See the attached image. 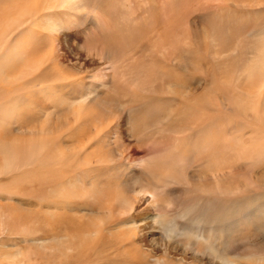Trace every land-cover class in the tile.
<instances>
[{"label": "rangeland", "instance_id": "rangeland-1", "mask_svg": "<svg viewBox=\"0 0 264 264\" xmlns=\"http://www.w3.org/2000/svg\"><path fill=\"white\" fill-rule=\"evenodd\" d=\"M17 1L22 15L31 14L35 4L39 7L19 37L13 34ZM82 1L85 8L74 10L57 0H0V53L6 58L0 59V264H150V258L136 259L138 252L130 247L138 243L155 257L153 249L120 237L131 219L117 213L112 198L123 177L129 187L142 186L145 179L152 182L144 192L158 203L160 227H190L170 240L178 243L173 255L178 264L223 244L226 231L219 227L224 223L241 225L242 230L233 232L238 237L253 233L264 219V186L254 181L264 177V160L232 173L238 154L249 148H229L223 161L230 175L224 176L222 194L215 199L203 193L208 186L201 181L205 173L214 174L215 167L199 163L194 152L215 143L216 129L227 143L247 138L235 131L232 111H222L220 102L233 104L238 82L253 81L259 67L264 69V0ZM68 32L66 44L62 37ZM77 39L85 44L79 55L73 50ZM12 56H22L23 62L16 65ZM104 58L115 59L113 68ZM17 66L32 80L38 74L45 80L25 90H31L32 97L20 89L13 93ZM168 82H173L175 94L166 91ZM255 82L253 90L262 83ZM258 110L262 113L264 107ZM169 113L176 120L174 131L164 125ZM206 116L208 132L194 137L188 121ZM194 142L199 143L196 148ZM122 150L127 154L121 155ZM96 154L104 159L121 155L130 170L122 172L110 163L95 169ZM185 171L196 178L198 190L190 187L185 174V183L158 181ZM183 198L189 222L174 201ZM140 209L137 212L148 210ZM95 230L99 234L93 235ZM162 232L157 230V235Z\"/></svg>", "mask_w": 264, "mask_h": 264}, {"label": "bare ground", "instance_id": "bare-ground-1", "mask_svg": "<svg viewBox=\"0 0 264 264\" xmlns=\"http://www.w3.org/2000/svg\"><path fill=\"white\" fill-rule=\"evenodd\" d=\"M58 3H60V5L63 6H67V7H73L74 10H79V9H83L85 8V5H81V1L82 0H57ZM55 2V1H54ZM83 2V1H82ZM34 5V4H33ZM15 7L16 10L18 12V17L15 20V27L13 28V34L15 33L16 37L22 36L24 33V22H26V19H28L29 17H35L36 15L34 14L33 10L35 12H37L39 10V7L37 4H35V9L32 8L31 10V14L30 12L26 15H22V3L21 1H17L15 3ZM96 7V6H95ZM30 10V9H29ZM73 14V13H72ZM75 14V13H74ZM24 17V20H23ZM92 19V18H91ZM172 20V19H171ZM88 21V20H87ZM91 21V20H90ZM60 22V21H59ZM26 23H29L26 22ZM90 23V22H89ZM61 24V23H60ZM63 24V22H62ZM94 24V23H93ZM53 26V24H52ZM55 26V24H54ZM57 28V27H56ZM56 30V29H55ZM60 30V29H59ZM56 32V31H55ZM15 37V36H14ZM71 39L70 33H63V37H62V41L66 44L69 43ZM81 40V39H80ZM2 41H0V48L2 47ZM81 43L82 40H81ZM100 43V42H99ZM142 43V42H141ZM144 43H148V41L144 42ZM82 45L85 44H79V40L77 39L75 41V47L73 48L74 52L76 54H78L81 50H82ZM98 45V44H97ZM142 45H144L142 43ZM148 45V44H147ZM68 46V45H67ZM70 46V45H69ZM68 48H71L69 47ZM94 46V45H93ZM18 47V46H17ZM22 47V46H21ZM139 47V46H138ZM143 47V46H142ZM146 47V46H145ZM63 48V47H62ZM96 49V47H94ZM99 48V47H98ZM105 48V47H104ZM147 48V47H146ZM100 49V48H99ZM144 49V48H143ZM101 50V49H100ZM142 50V49H141ZM86 51V49H85ZM99 51V50H98ZM104 51V50H103ZM143 51V50H142ZM1 52V51H0ZM67 52V51H66ZM141 52V51H140ZM69 53V52H68ZM96 54V52H94ZM104 53V52H102ZM55 55H57L56 53H53ZM52 54V55H53ZM86 54V53H85ZM99 54V53H98ZM101 54V53H100ZM107 55V51L105 53ZM51 55V54H50ZM51 55V57H53ZM71 55V54H70ZM79 55V54H78ZM103 55V54H102ZM105 57H109L106 56ZM14 56V55H13ZM11 57L13 60V63H15L16 65H18V63L23 62V58L22 56H15V57ZM49 56V55H48ZM77 56V55H76ZM91 56V55H89ZM103 56V57H104ZM2 57V58H1ZM4 55L0 53V59L5 60ZM6 57V56H5ZM50 57V56H49ZM102 57V56H101ZM101 57L99 59H101ZM102 57V58H103ZM48 58V57H47ZM57 58V56H56ZM84 58V56H83ZM93 58V57H92ZM106 58V59H107ZM110 58V57H109ZM113 58V57H112ZM51 58H49L50 60ZM73 59V58H72ZM105 59V58H104ZM105 61H108V65L115 60H113L112 62L107 59ZM170 59V57H169ZM53 60H56L55 58H53ZM74 61H77V59L75 60V57L73 59ZM91 60V58H90ZM57 61V60H56ZM71 61V60H69ZM80 61V60H79ZM84 61V60H82ZM92 61V60H91ZM95 61V60H93ZM99 61V60H98ZM110 61V62H109ZM21 62V63H22ZM73 62V61H72ZM116 62V61H115ZM7 63V62H6ZM20 63V64H21ZM49 63V62H48ZM78 63V62H77ZM95 63V62H93ZM102 63V62H101ZM114 63V62H113ZM72 64V63H71ZM87 64V63H86ZM106 64V63H105ZM110 64V65H111ZM45 65V64H44ZM52 65V62H51ZM57 65V64H56ZM60 65V64H59ZM62 65V64H61ZM73 65L75 66L74 62ZM77 65V64H76ZM114 66V64H112ZM111 65V66H112ZM46 66V65H45ZM44 66V67H45ZM49 66V65H48ZM50 68V67H48ZM73 66V67H74ZM81 66V65H80ZM78 66V67H80ZM112 66V68H113ZM27 67V66H26ZM64 67V66H62ZM90 67V66H89ZM24 68V67H23ZM61 68V67H59ZM77 68V67H75ZM88 68V67H87ZM86 68V69H87ZM263 66L261 65L259 67V74L254 75V80H245L244 78L241 79L237 86V95H236V101L233 102V104H230V101H226L223 102L221 101L220 103H223L222 107L224 108L222 111H232V115H233V121L232 124L234 123V129L235 131H237L238 133H243V135H246V139L243 142H239V143H227L226 139L222 138V131L221 129H216L213 134H214V138L212 139V141H215V143H210L208 144V146L206 147V145L202 146V150L203 151H197L194 152L196 155V160L199 161V163H203V164H207V165H211L213 163L214 167H215V173L214 174H204V176L201 177V181L204 182L205 186H208L207 188H205L203 190L204 194L210 195L213 198L216 199L217 196L222 194V182L224 181V176H228L230 175V173L228 172H224V158L226 151L231 148L232 146L237 147L242 146V147H248L249 148V152L248 153H240L238 154V160L235 162L236 165H234V167L232 168V173L234 171H238V167H247V166H251V165H255L258 162L264 160V111L261 113L260 110H258L259 106L264 107V77L261 75L262 71L264 69H262ZM42 69V68H41ZM40 69V70H41ZM51 69V68H50ZM67 69V68H66ZM71 71L75 70V69H71L69 68ZM62 70V69H61ZM14 71V76H15V84L13 87V93L15 94L18 89L22 90V94L27 93V97H32V91H27V89H29L30 85H33L34 82L38 81V79H40L41 82L45 81L43 80V78L40 76V74H38L33 80L31 79L33 76H29V74L25 75V72H23L24 70H22V67L17 66L16 68H13ZM38 71V70H37ZM42 71V70H41ZM43 71H45V69H43ZM50 71V70H48ZM53 71V69H52ZM52 71H50L52 73ZM67 71V70H65ZM76 71V70H75ZM55 72V71H53ZM68 72V71H67ZM79 72V71H78ZM46 73V72H45ZM50 73V75H51ZM59 73V71L57 72ZM56 73V75H57ZM71 73V72H69ZM68 73V74H69ZM80 73V72H79ZM53 74V73H52ZM61 75V74H60ZM70 75V74H69ZM108 75V74H107ZM106 75V76H107ZM54 76V75H53ZM59 75H57L58 78ZM73 77V75H71ZM110 76V75H109ZM63 75L59 76V78H62ZM69 77V76H68ZM56 78V77H55ZM108 78V76H107ZM54 79V78H53ZM111 79V77H110ZM57 80V79H56ZM64 80V79H63ZM39 81V82H40ZM107 81V80H106ZM105 81V82H106ZM255 81H260L262 83L259 84V87L257 90H253V85H255ZM1 82V81H0ZM60 82V81H59ZM58 82V83H59ZM63 81H61L62 83ZM107 83V82H106ZM105 83V84H106ZM258 83V82H257ZM37 84V83H36ZM54 84H56V82L54 81ZM60 84V83H59ZM95 85V84H94ZM96 86V85H95ZM166 91L167 92H171L172 94L176 93V90L173 86V82H168L166 84ZM26 90V91H25ZM248 90H252L255 91V93L251 94ZM21 93V91H20ZM19 93V94H20ZM18 94V95H19ZM16 97H18L16 95ZM23 97V96H22ZM21 97V98H22ZM20 98V100H22ZM25 98V97H23ZM222 111H220L218 114H220ZM200 116H204L203 114ZM198 118H201L198 116ZM208 117H204L203 119L200 120H194L193 118L190 119L188 121V125H187V130H189L190 134H192L194 137H196L197 135H201L204 136L206 132H208L206 123H207ZM175 118L173 116L172 113H169L165 116V121H164V125L167 128V130H171L174 131L175 130ZM153 125V124H152ZM158 125V124H157ZM242 135V136H243ZM190 136V135H189ZM196 139V138H195ZM246 143V144H244ZM110 144V143H109ZM190 144V143H188ZM192 145L195 146V148L197 147V145H199L198 142H194L191 143ZM100 144H98L97 146H99ZM119 145V144H118ZM105 146V144H104ZM108 146V145H107ZM102 148H104L103 146H101ZM193 147V146H192ZM100 148V146H99ZM123 148V147H121ZM139 148V147H137ZM209 148L208 151L204 150ZM190 149V147H189ZM186 150V149H185ZM193 150V149H192ZM98 151V150H97ZM118 151V150H117ZM125 152V150H122L121 152ZM187 151V150H186ZM101 152V151H100ZM104 152V151H103ZM120 151H118L119 153ZM123 152L124 155L125 153ZM184 152V151H183ZM193 152V151H192ZM97 153V152H96ZM105 153V152H104ZM109 152H106V154ZM188 153V152H187ZM198 153H202V156L197 158ZM228 153V152H227ZM127 154V153H126ZM129 154V153H128ZM112 155V154H111ZM117 155V154H116ZM120 156H116L117 158H115L114 156H108L106 157V159L103 158V156L101 157L100 154H96L93 158V167L95 166H101V164L103 165L104 163H110V165L112 167H117L119 169H121L122 172L124 171H129L130 168H128L129 166H126L125 163H123L122 157ZM132 155V154H131ZM186 155V154H185ZM193 155V154H192ZM191 155V158L193 157ZM200 155V154H199ZM128 155H125V157H127ZM130 156V155H129ZM128 156V157H129ZM105 157V156H104ZM124 157V159H125ZM186 157V156H185ZM187 158V157H186ZM185 158V159H186ZM190 159V158H189ZM108 161V162H107ZM193 163V162H192ZM195 163V162H194ZM228 163V162H227ZM173 164V163H172ZM171 164V165H172ZM178 165V164H177ZM187 165V164H186ZM227 165V164H225ZM177 167V166H175ZM100 168V167H99ZM102 168V167H101ZM109 168V167H107ZM178 168V167H177ZM189 168V167H188ZM205 169V168H204ZM203 169V170H204ZM110 170V169H108ZM177 170H181L180 168H178ZM184 170V169H182ZM228 170V169H227ZM95 171V170H94ZM104 171V170H103ZM106 171V170H105ZM188 171V170H187ZM185 171V173H182L183 175H180L179 177H172L170 178L169 176H162L158 178V181L160 183L166 184V185H170L173 183L176 184H181L182 182V177L185 174V178H187V176L190 180V187H193L194 189L198 190V184L196 182V178H194V176L192 174H188V172ZM200 171V170H199ZM102 172V171H101ZM108 172V171H107ZM116 172V171H115ZM100 173V172H99ZM111 173V171L109 172ZM231 173V174H232ZM105 174V173H104ZM103 174V175H104ZM118 174V173H117ZM114 175V173H113ZM116 175V173H115ZM120 175V174H119ZM96 176V175H95ZM98 176V175H97ZM100 176V174H99ZM124 176V175H123ZM122 176V177H123ZM106 177V175H105ZM231 177V176H230ZM94 178V177H93ZM97 178V177H96ZM95 178V179H96ZM99 178V177H98ZM110 179V178H109ZM125 177L120 178V180L117 181V189L114 192V196L112 197L114 201H116L117 205H118V214H127L130 216L131 219H129V222L126 223V229H124L125 232L124 235H120L121 239H123L124 237H126L127 239H130V241H134V239L138 242V241H143L144 244L146 245V247H150L151 249H153L155 257H150V252L146 249L141 250L140 245H132L130 249H135V251L138 252L136 259H149L150 260V264H178V259H174L173 255H175V250L177 249L178 243L172 244L171 238H174L175 236L178 235H182L185 233V229H190V227H188L186 225V227H180L179 224H175L172 223L170 224L168 227L164 226V227H160V223L161 220H163L162 217H160V214L158 212H155L158 203L156 202V200L150 199L149 197V193L144 192L146 187H148L149 185L152 184L151 181H149V179H145L144 185H136V186H131L129 187V184L127 185L124 181H126ZM117 180V179H116ZM124 180V181H123ZM114 181V180H113ZM211 181V182H210ZM254 181L261 185L264 186V177H257L254 178ZM128 182V181H127ZM215 183L216 186L211 187L209 186L211 183ZM102 183V182H101ZM115 183V181H114ZM185 183V182H184ZM114 185V184H113ZM109 186V185H107ZM105 187V186H104ZM187 190H185L182 193H185ZM135 195V196H139L138 201H141V209L143 207L148 208V210H143L140 212H137L138 210L136 209H140L138 208L139 206L136 204V200L137 197L134 198L131 195ZM105 195V194H104ZM111 196V195H108ZM104 197V196H103ZM132 197V198H131ZM149 197V198H148ZM155 197V196H154ZM101 197H99L100 199ZM106 198V195H105ZM105 198H101L103 201L105 200ZM101 200V201H102ZM111 200V202H113L112 204H114V201ZM174 201H176L177 206H181L183 207V211L182 214L185 216L186 212L189 211V209L187 208V206L185 205V198L179 200V199H175ZM105 204V203H104ZM96 206V205H95ZM160 206V205H159ZM117 208V207H116ZM95 209V208H94ZM140 209V210H141ZM98 210V209H97ZM153 210V211H152ZM95 211V210H93ZM99 211V210H98ZM100 212V211H99ZM102 212V211H101ZM259 213H262V210H259ZM102 214V213H101ZM100 214V215H101ZM105 214V212H104ZM95 215V214H94ZM107 215V214H106ZM99 216L96 215L95 217ZM102 216V215H101ZM105 216V215H104ZM261 216V215H259ZM94 217V218H95ZM127 217V216H126ZM125 217V218H126ZM239 217V216H237ZM98 218V217H97ZM106 218V217H105ZM103 218V219H105ZM240 218V217H239ZM185 220L186 221H192L188 216H185ZM97 222V221H95ZM106 222V221H105ZM94 225V224H93ZM95 227H97V223L94 225V229H96ZM105 227V225H104ZM183 229V231L181 230ZM219 229H225L226 233H225V240L223 242V244H218L215 245L214 248L212 250H203L200 253H195L194 256H191V260L189 263L187 264H243L241 263L239 260H251L254 263H264V240L262 239V236H264V219L261 221V223L258 225L257 229L253 231V233L248 234L244 237H238V234L234 232H239L240 230L243 229V227L241 225L236 227L235 222H231L230 223H224L222 224ZM157 230L159 231H163L162 233L164 234H158L157 235ZM178 233H177V231ZM122 233V234H123ZM159 233V232H158ZM171 233V234H169ZM99 234L98 231H94L93 235H97ZM138 234V235H137ZM137 235V236H136ZM139 236V239H137ZM168 238V239H166ZM53 240V239H51ZM119 240V238H118ZM171 240V241H170ZM55 241V240H54ZM120 241V240H119ZM56 242V241H55ZM54 242V244H55ZM62 242V241H60ZM59 242V243H60ZM176 242V241H175ZM58 243V242H57ZM63 243V242H62ZM113 243V242H112ZM120 242H118L119 244ZM124 243V242H123ZM135 243V242H134ZM53 244V243H52ZM51 244V245H52ZM130 244V243H129ZM143 244V245H144ZM180 244V243H179ZM128 245V244H127ZM157 246V247H156ZM182 246V245H181ZM180 246V247H181ZM63 247V245H62ZM59 247V248H62ZM51 248H54L51 246ZM183 248V247H182ZM107 249V248H106ZM184 249V248H183ZM190 249V248H189ZM55 250V248L53 249ZM59 250V249H58ZM146 251V252H145ZM194 251V250H193ZM123 252V251H122ZM221 252V253H220ZM179 253V252H178ZM185 254V253H184ZM194 254V253H193ZM192 254V255H193ZM61 255V253L59 254ZM63 255V254H62ZM154 256V255H153ZM60 257V256H59ZM24 258V257H23ZM61 258V257H60ZM186 258V257H185ZM19 258H17L15 260V262L18 261ZM27 259V258H24ZM60 260V259H59ZM201 260H203L201 262ZM23 261V259H22ZM26 261V260H24ZM181 261V260H180ZM28 262V260H27ZM27 262H25L27 264ZM18 263V262H17ZM21 263V260H20ZM16 264V263H13ZM23 264V263H22Z\"/></svg>", "mask_w": 264, "mask_h": 264}]
</instances>
